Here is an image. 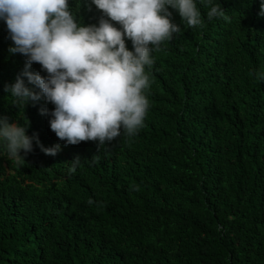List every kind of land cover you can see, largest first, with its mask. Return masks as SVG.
<instances>
[{
  "label": "trees",
  "instance_id": "16d2710c",
  "mask_svg": "<svg viewBox=\"0 0 264 264\" xmlns=\"http://www.w3.org/2000/svg\"><path fill=\"white\" fill-rule=\"evenodd\" d=\"M218 2L226 18L209 21L197 0L196 28L169 9L181 31L152 53L144 127L100 150L58 140L43 98L13 105L4 88L26 57L9 53L0 20V116L27 119L28 136L61 149L48 156L33 141L23 166L0 153V264H264L262 0ZM69 6L84 25L102 15L90 0Z\"/></svg>",
  "mask_w": 264,
  "mask_h": 264
},
{
  "label": "clouds",
  "instance_id": "9594fccd",
  "mask_svg": "<svg viewBox=\"0 0 264 264\" xmlns=\"http://www.w3.org/2000/svg\"><path fill=\"white\" fill-rule=\"evenodd\" d=\"M200 3L208 8L209 21L226 18L218 0ZM90 4L102 15L97 24L84 25L69 0H0V20L12 42L9 53L26 57L24 70L4 91L22 111L29 101L43 98L54 109H42L40 114L50 116L49 127L58 140L66 145L95 142L100 150L122 134L136 136L144 127L151 108L152 53L181 31L169 9L191 28L202 27L204 17L197 0H90ZM259 14L264 16V0ZM34 63L47 75L30 71ZM255 76L264 80V71ZM25 79L39 91L28 88ZM29 125L27 119L21 125L0 116V153L17 166L25 164L20 153L31 152L33 141L48 156L61 150L59 144L44 148L35 135L28 136ZM81 161L77 156L68 163L69 174Z\"/></svg>",
  "mask_w": 264,
  "mask_h": 264
}]
</instances>
